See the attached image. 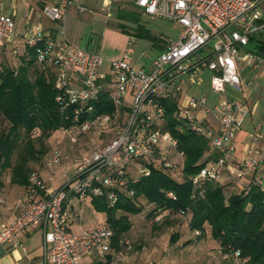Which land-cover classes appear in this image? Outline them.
<instances>
[{
    "label": "built area",
    "instance_id": "2783aa9c",
    "mask_svg": "<svg viewBox=\"0 0 264 264\" xmlns=\"http://www.w3.org/2000/svg\"><path fill=\"white\" fill-rule=\"evenodd\" d=\"M121 2L102 0V5L111 11ZM134 6L149 18L172 23L178 28L177 35L148 67L134 69L133 58L125 52L120 60L110 63V76L102 71L99 53L71 44L62 29L51 34L39 25L26 28L24 46L35 48L38 64L53 69L59 114L68 118L66 113L71 111L72 125L62 130L71 144L83 135L107 134L111 139L101 149L92 148L80 155L74 161L71 178L69 170L61 167L66 180L54 191L44 187L36 172L29 174L27 186L12 204L0 191V218L10 215L0 221V247L12 243L27 228L36 227L43 232L41 264H81L87 257H93L96 264H129L132 246L120 241L121 249L115 250L114 232L108 223L73 232L64 205L69 196L79 201L104 194L110 205L115 204L117 192L131 177L130 168L141 178L149 176L146 165L153 162L176 169L173 157L181 162L183 153L172 134L163 130L164 102L169 100L175 103V118L207 141L206 154H217V159L191 178L197 197H203L205 181H220L223 172L234 181L249 176L246 193L252 186L264 194V160L243 158L236 164L230 160L237 133L250 110L225 95L226 88L241 92L240 64L254 71L264 63V57L253 51L240 57L237 50L248 47L252 37L264 39V0H135ZM1 7L0 2V52L18 36L14 18L2 13ZM69 7L87 11L79 0H57L42 9V16L63 24ZM203 49L207 53L200 55ZM206 73L210 91L216 96L210 104L206 96L196 97L182 89L186 83L200 86ZM104 92L109 93L113 110L91 118L94 104ZM60 159V152L53 151L43 159V166L53 171L60 166ZM72 183L75 186L71 189ZM166 197L175 200L171 192ZM162 217L167 218L168 211H163ZM74 218L80 215L75 212ZM222 258L242 264L238 251Z\"/></svg>",
    "mask_w": 264,
    "mask_h": 264
},
{
    "label": "trees",
    "instance_id": "16d2710c",
    "mask_svg": "<svg viewBox=\"0 0 264 264\" xmlns=\"http://www.w3.org/2000/svg\"><path fill=\"white\" fill-rule=\"evenodd\" d=\"M122 10H115L119 18H125L120 13ZM136 31L138 37L160 44L162 51L169 42L153 38L140 25ZM249 46L255 54L264 57L261 36L252 37ZM25 54L16 70L0 68V114L9 124L7 132L0 134V175L9 170L12 184L22 188L27 186L32 172L29 163L39 162L45 154L44 150L35 151L33 148L34 132L47 136L72 125L70 110L66 113L68 118L58 112L52 67L37 63L35 48L26 47ZM164 106L163 130L169 131L176 139L177 149L183 153L182 162L173 157L177 165L173 170L154 162L145 164L150 169L149 176L134 177L131 173L126 186L117 192L118 199L113 205L108 203L107 194L89 197L94 211L104 214L105 223L113 229L112 247L120 250V241L126 242L124 237L131 225L128 216L140 214L144 201L150 208L147 218L154 226L175 218L186 219L197 241L205 237V226H209L211 238L218 243V252L222 256L238 251L242 264H264V194L252 186L247 193L245 188L248 187L238 193H229L227 185L208 180L204 183L203 197H197L193 193L191 178L211 161L204 158L208 143L175 118L173 100L165 101ZM94 108L91 118L112 112L108 92L100 95ZM174 171L177 173L173 174ZM131 191L133 195L129 196ZM168 192L175 200L166 197ZM165 210L168 211L167 218L162 217ZM177 239V235L171 236V241ZM141 248L133 247L132 252ZM228 260L233 264L231 258Z\"/></svg>",
    "mask_w": 264,
    "mask_h": 264
},
{
    "label": "rangeland",
    "instance_id": "374dc122",
    "mask_svg": "<svg viewBox=\"0 0 264 264\" xmlns=\"http://www.w3.org/2000/svg\"><path fill=\"white\" fill-rule=\"evenodd\" d=\"M134 1L123 0L115 5L111 11L104 8L102 0L96 2L94 6L81 3L86 8V12L77 11V13L69 12L67 14L66 23L69 20L71 21L72 25L69 31L72 34L74 45L83 50L99 53L103 60L102 71L109 76L111 75L109 71L110 63L120 60L125 52L131 55L134 60L133 67L138 70L143 66L148 67L150 62L162 51L160 44L136 35L139 25L143 27L145 32L161 42H168L177 35L178 28L176 26L160 18L145 16L142 10L134 6ZM117 8L124 9L120 13L126 19L117 16L118 13L115 11ZM48 23H51V21ZM54 24L58 27V30H65L66 28L65 21L64 24ZM128 42L130 43L129 46ZM19 44V49L12 48V45L8 47L5 45L1 49L0 68L16 70L22 63V59L26 57V54H22L23 43ZM237 50L240 57L252 52L251 46L238 47ZM206 53L204 49L200 51V55ZM262 73L264 74V63L259 66L257 72L240 65L241 92L235 93L229 88H226L225 91L226 96L232 97L246 105L250 110L252 109L251 114L246 117L242 124L239 135L236 136L237 144L244 143V146L240 149L235 146V151H241L246 146V159H261L257 149L261 144L264 145V75L263 79L259 78ZM201 78L203 81L200 86L192 87L189 83H186L182 89L184 93L196 97L206 96L210 104L216 100V96L210 91L208 75L204 74ZM8 128L9 124L0 114V134L6 133ZM180 128L183 130V125ZM250 138H254L252 145L247 144V139ZM110 139L111 136L107 134L103 136L83 135L73 145L62 130L51 132L47 136H41L39 131H35L32 142L33 148L35 151L44 150L45 154L39 162H30V169L38 174L47 190L54 191L63 185L66 180L62 177L61 167L69 170V178H71L74 161L80 155L90 152L92 148L101 149ZM53 151L60 152V166L54 168L53 171H49L43 166V159ZM129 172L134 177H138V171L135 172L134 168H130ZM176 173L177 171L173 172V174ZM222 179L223 181L220 182L228 186L229 193L240 191L237 181L233 182L225 175ZM74 186L75 184L72 183L69 187L72 189ZM20 188L22 187L12 184L9 170L1 173L0 191L5 194L9 201L17 198L21 193ZM142 203L144 205L140 214L128 216L131 225L130 230L124 237L132 248L142 247V250H139L142 253L138 254V256H141L137 259L139 264L148 261H155L160 264H230V260L223 259L219 254L218 243L211 238L209 226H205V237L201 241H197L195 235L189 230L186 219L175 218L154 226L152 220L147 218L150 208L145 205L144 201ZM175 235L178 236V239L171 241V236L174 237ZM139 251L135 250L134 252Z\"/></svg>",
    "mask_w": 264,
    "mask_h": 264
},
{
    "label": "crops",
    "instance_id": "0c3cea01",
    "mask_svg": "<svg viewBox=\"0 0 264 264\" xmlns=\"http://www.w3.org/2000/svg\"><path fill=\"white\" fill-rule=\"evenodd\" d=\"M57 0H0L2 3L1 11L2 13L12 16L15 20V27L17 37L14 38L11 42L6 43V47L12 45V48L20 47L19 43H23L22 54L26 53V47L24 46L23 35L26 28L31 26L39 25L46 32H57L58 27L54 23H48L49 21L42 16V9L45 6L52 5ZM99 0H79L80 3L85 5L94 6ZM123 1V0H121ZM79 11L75 7L67 8L65 12V25L66 28L64 31L65 38L68 42L74 45L72 42L71 30V21L67 23L68 13H77ZM48 21V22H47ZM64 24V23H63ZM64 25V26H65ZM76 26V25H75ZM76 28V27H75ZM170 41V40H169ZM129 44V42H128ZM4 45V47H5ZM76 46V45H75ZM78 47V46H77ZM242 65V64H240ZM144 67V66H143ZM254 70V72H257ZM207 74V73H206ZM208 75V74H207ZM263 73L260 74L259 78L263 79ZM209 78V76H208ZM250 110V109H249ZM252 109L250 110L251 114ZM248 114V115H249ZM246 119V118H245ZM245 121V120H244ZM244 123V122H243ZM214 125V124H213ZM241 129V128H240ZM240 132V130H239ZM239 132L237 135H239ZM248 143L251 144L250 139H247ZM244 143H238L235 140V146H238L240 149ZM246 144V143H245ZM244 148V147H243ZM235 151L231 157L233 164L240 162L241 159L245 158L247 147L245 146L244 150ZM242 152V153H241ZM257 152L260 155V158L264 160V145L261 144ZM206 160H211L209 163L217 159V154H206L204 157ZM182 162V161H181ZM227 178L228 175L226 172H223ZM230 179V178H229ZM223 181V179H221ZM220 180V181H221ZM232 180V179H230ZM233 182H238L240 189L245 187L250 182V177H244L241 180H232ZM21 193L17 198L23 193L24 188H20ZM7 198V197H6ZM16 199V198H15ZM14 199V200H15ZM13 201H9L12 204ZM65 209L68 214V227L73 232H78L82 229H89L98 226L105 222V216L102 213H97L91 206L90 198L86 197L83 200H77L73 196H69L65 202ZM77 212L80 215V218H74V214ZM99 215V216H98ZM102 215V216H101ZM10 215L5 214L0 218V221L8 218ZM43 232L40 228L29 227L25 233L17 236L12 243H6L0 247V264H41L44 261V247H43ZM140 252H132L128 257L129 264H139V259L141 255L138 256ZM81 264H96L93 257L84 258L81 261Z\"/></svg>",
    "mask_w": 264,
    "mask_h": 264
}]
</instances>
